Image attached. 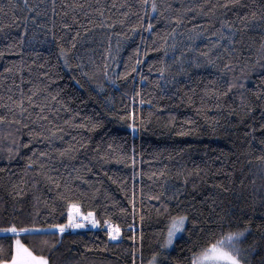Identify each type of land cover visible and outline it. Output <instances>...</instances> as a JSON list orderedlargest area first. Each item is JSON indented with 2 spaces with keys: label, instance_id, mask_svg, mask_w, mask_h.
I'll list each match as a JSON object with an SVG mask.
<instances>
[{
  "label": "trees",
  "instance_id": "1",
  "mask_svg": "<svg viewBox=\"0 0 264 264\" xmlns=\"http://www.w3.org/2000/svg\"><path fill=\"white\" fill-rule=\"evenodd\" d=\"M154 2L0 0V229L35 232L0 259L191 264L221 226L264 259V0ZM70 202L117 242L52 227Z\"/></svg>",
  "mask_w": 264,
  "mask_h": 264
},
{
  "label": "snow or ice",
  "instance_id": "2",
  "mask_svg": "<svg viewBox=\"0 0 264 264\" xmlns=\"http://www.w3.org/2000/svg\"><path fill=\"white\" fill-rule=\"evenodd\" d=\"M145 4L147 0H144ZM55 3V0H53ZM25 4L27 5V0H25ZM224 7H227V2ZM82 7V6H80ZM153 11L156 10L157 5L153 0L151 5ZM103 15V13H101ZM68 25H65L67 27ZM231 27V25H228ZM149 31L152 30L153 25L149 23L147 25ZM78 34V33H77ZM235 35V33H233ZM225 67H228L225 65ZM232 85H229L231 88ZM29 101H32V97L28 98ZM23 99L20 100V112L23 114L27 111L23 107ZM43 108L40 109L43 112ZM4 117L0 116V120H3ZM43 119H47V117H43ZM135 127V125H133ZM27 127V125H25ZM26 146V145H25ZM64 152H61V155H64ZM48 155L46 152H41L40 156ZM43 168V165H41ZM158 199V198H157ZM79 215L87 219V217H94V213L89 212L87 216L81 211V206L79 203L70 202L68 204V220L69 226L71 227H82V224L75 222V216ZM187 220V216H178L172 219L170 227L167 232V240L166 245H171L173 242V237L177 235V233L182 232L184 229L185 221ZM94 224H98L99 221L93 219L92 221ZM106 223H110L107 222ZM52 227L58 228L61 233L65 231L64 224H57L53 225ZM247 229L244 230H237V231H224L223 226H221V232L217 236V234L213 233L211 235V241L207 243L206 246L201 247L200 251L194 252L191 257V264H250L248 260L247 254L244 250L240 247L241 240L245 235ZM25 233V234H35L34 230H30L28 228H17L15 225H12L11 228L8 229H0V233ZM109 235L112 236L113 239L119 235V226L118 225H110L109 228ZM4 237H0L2 239ZM134 238V237H133ZM135 252L133 253V264H135ZM0 264H49V260L47 257L44 256H37L34 252L28 248V246L22 243L19 236H16L15 244H14V252L11 255V259H0ZM149 264H157V256L156 254L153 255L152 260L149 261ZM260 264H264V259L260 261Z\"/></svg>",
  "mask_w": 264,
  "mask_h": 264
},
{
  "label": "built area",
  "instance_id": "3",
  "mask_svg": "<svg viewBox=\"0 0 264 264\" xmlns=\"http://www.w3.org/2000/svg\"><path fill=\"white\" fill-rule=\"evenodd\" d=\"M85 216H87V214H85ZM92 221H93L92 217H87V219H85L84 217H81L77 214V216H75V222L82 224L83 226L82 227H71V226H69V221H68V223L66 224L64 233L102 230L108 235L110 242H112V243L117 242L118 236H116V238L113 239L112 236L109 235L110 225H114L112 222H110V223L104 222L102 224V226L100 228H98L97 225L94 224ZM107 222H109V221H107Z\"/></svg>",
  "mask_w": 264,
  "mask_h": 264
},
{
  "label": "rangeland",
  "instance_id": "4",
  "mask_svg": "<svg viewBox=\"0 0 264 264\" xmlns=\"http://www.w3.org/2000/svg\"><path fill=\"white\" fill-rule=\"evenodd\" d=\"M76 216H77V215H76ZM67 218H68V212H67ZM68 221H69V220H68ZM181 233H182V232L177 233V235L173 237V242H174V240H175L177 237L180 236ZM166 240H167V237H166ZM166 240H165V245H166ZM173 242H172V244H173ZM172 244H171V245H167V246L164 245V247H165L166 249H170V247L172 246ZM205 264H206V262H205Z\"/></svg>",
  "mask_w": 264,
  "mask_h": 264
},
{
  "label": "bare ground",
  "instance_id": "5",
  "mask_svg": "<svg viewBox=\"0 0 264 264\" xmlns=\"http://www.w3.org/2000/svg\"><path fill=\"white\" fill-rule=\"evenodd\" d=\"M67 223H68V219H67V221H66V222H65V224H64V225H65V227H66V224H67ZM103 232H104V231H103ZM107 236H108V235H107ZM108 238H109V237H108ZM109 241H110V240H109Z\"/></svg>",
  "mask_w": 264,
  "mask_h": 264
}]
</instances>
